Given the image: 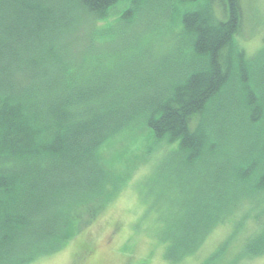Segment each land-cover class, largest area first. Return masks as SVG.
<instances>
[{"label":"trees","instance_id":"1","mask_svg":"<svg viewBox=\"0 0 264 264\" xmlns=\"http://www.w3.org/2000/svg\"><path fill=\"white\" fill-rule=\"evenodd\" d=\"M242 25V0H0V264L90 224L132 174L105 150L139 131L189 202L167 259L249 201L245 253L263 254L264 47L249 56Z\"/></svg>","mask_w":264,"mask_h":264},{"label":"rangeland","instance_id":"2","mask_svg":"<svg viewBox=\"0 0 264 264\" xmlns=\"http://www.w3.org/2000/svg\"><path fill=\"white\" fill-rule=\"evenodd\" d=\"M192 5L178 7V16L182 7L189 6V10ZM242 7L240 41L248 55L254 56L264 47V0H242ZM149 139L147 131L115 139L113 147L105 151L111 159L123 155V163L114 164L132 171L128 182L120 192H113L93 221L66 246L30 264H264V253L254 258L245 253L249 238L262 226L256 217L258 206L250 201L212 228L195 253L179 262L166 258L169 243L185 225L189 202L184 188L166 178V152L157 158L161 144H150L147 153ZM202 182L197 179L186 186L197 188Z\"/></svg>","mask_w":264,"mask_h":264}]
</instances>
